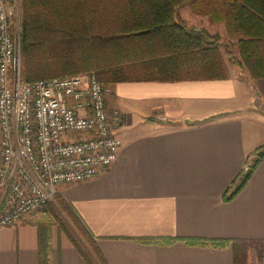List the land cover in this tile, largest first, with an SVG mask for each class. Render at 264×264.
<instances>
[{
  "label": "crops",
  "instance_id": "obj_1",
  "mask_svg": "<svg viewBox=\"0 0 264 264\" xmlns=\"http://www.w3.org/2000/svg\"><path fill=\"white\" fill-rule=\"evenodd\" d=\"M111 86L109 105L122 112L114 127L122 141L117 159L92 179L59 187L109 264H233L231 244L190 241L264 239V158L223 200L264 145V78L234 67L226 79ZM48 214L43 208L0 228V264H39ZM50 245V264H86L53 224Z\"/></svg>",
  "mask_w": 264,
  "mask_h": 264
},
{
  "label": "trees",
  "instance_id": "obj_2",
  "mask_svg": "<svg viewBox=\"0 0 264 264\" xmlns=\"http://www.w3.org/2000/svg\"><path fill=\"white\" fill-rule=\"evenodd\" d=\"M189 2L194 12L225 24L238 38L240 68L264 78V0H22L21 52L24 78L32 81L80 71H95L105 84L124 81L226 79L219 35L188 26L177 8ZM264 158V145L252 153L248 168L223 195L231 200ZM86 264H109L76 209L61 192L45 206ZM63 212L72 228L62 222ZM41 224L39 264H50L51 227ZM81 239H79L80 237ZM177 238H168V242ZM146 242L161 241L145 238ZM231 244L233 264H247L251 245L264 239H192L190 243Z\"/></svg>",
  "mask_w": 264,
  "mask_h": 264
},
{
  "label": "built area",
  "instance_id": "obj_3",
  "mask_svg": "<svg viewBox=\"0 0 264 264\" xmlns=\"http://www.w3.org/2000/svg\"><path fill=\"white\" fill-rule=\"evenodd\" d=\"M20 18L21 0H0V228L45 208L61 185L108 169L122 144L112 87L95 73L22 76Z\"/></svg>",
  "mask_w": 264,
  "mask_h": 264
},
{
  "label": "rangeland",
  "instance_id": "obj_4",
  "mask_svg": "<svg viewBox=\"0 0 264 264\" xmlns=\"http://www.w3.org/2000/svg\"><path fill=\"white\" fill-rule=\"evenodd\" d=\"M177 18L186 22V24L188 26L195 27V28H205L207 31H209V33L219 35V49L222 53V56H223V59H224L226 65H227L229 75H230V68L237 67V68L241 69L243 72H245L246 75H249L252 79H258V78L251 76L249 70L246 67L240 68L238 65L234 64V62H233L234 60L232 58H235V59L240 61V56H239V51H238V38L236 36H230L227 33L224 23L215 22V21L211 20L209 15L198 14V13L194 12L193 9L191 8V4L189 2L183 3L177 8ZM22 19H23V10H22V0H21V18H20V28H19V42H20L21 30H22V28H21L22 27V25H21ZM20 50H21V43H20ZM81 73H83V74L95 73L96 74L95 71H89V72L88 71L87 72L86 71H80V72H77L74 74H81ZM21 74L24 77V64H23L22 52H21ZM74 74H64V75H57V76H66V75H74ZM124 82H127V81H124ZM108 85L111 86V84H108ZM108 105H109V102H108ZM109 108H110V105H109ZM113 109H115V108L112 107V110ZM118 111L120 114V117H119V120H120V119H122V112L120 111V109H118ZM157 115H161L164 118L159 119V118H157ZM157 115H156V118L159 120L166 119L164 114L158 113ZM60 213H61V217H63V219H64V220H62V222L65 223L66 226H68L69 228H72L71 221L66 217V215L63 212H60ZM52 223H53L54 229H56L58 227L61 230V226H60L61 222H60V220H58V218H56L55 221H52ZM77 235L79 236L78 233H77ZM79 239H81V237ZM247 264H264V245L263 244L250 246L249 252H248V258H247Z\"/></svg>",
  "mask_w": 264,
  "mask_h": 264
},
{
  "label": "water",
  "instance_id": "obj_5",
  "mask_svg": "<svg viewBox=\"0 0 264 264\" xmlns=\"http://www.w3.org/2000/svg\"><path fill=\"white\" fill-rule=\"evenodd\" d=\"M250 168H247V170L245 171V173H249L250 172Z\"/></svg>",
  "mask_w": 264,
  "mask_h": 264
}]
</instances>
